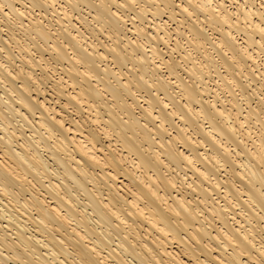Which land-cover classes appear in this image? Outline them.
Returning a JSON list of instances; mask_svg holds the SVG:
<instances>
[{
  "label": "bare ground",
  "instance_id": "1",
  "mask_svg": "<svg viewBox=\"0 0 264 264\" xmlns=\"http://www.w3.org/2000/svg\"><path fill=\"white\" fill-rule=\"evenodd\" d=\"M0 264H264V0H0Z\"/></svg>",
  "mask_w": 264,
  "mask_h": 264
}]
</instances>
